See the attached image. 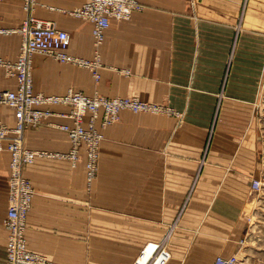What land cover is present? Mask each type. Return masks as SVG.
I'll list each match as a JSON object with an SVG mask.
<instances>
[{
	"label": "crops",
	"instance_id": "obj_1",
	"mask_svg": "<svg viewBox=\"0 0 264 264\" xmlns=\"http://www.w3.org/2000/svg\"><path fill=\"white\" fill-rule=\"evenodd\" d=\"M84 1L33 0L29 8L70 33L71 54L98 53L100 77L37 53L35 91L138 96L165 110L124 112L103 129L91 190L85 156L76 167L60 157L25 166L35 188L28 248L57 264H134L151 244L168 251L165 264H213L234 254L242 264H264V32L251 27L230 60L233 17L220 22L218 14L229 6L138 0L143 9L113 20L96 46L92 23L72 14ZM27 14L26 0H0V27H21ZM20 46L18 32L0 35V57L16 60ZM16 88V77L0 66V91ZM51 109L54 115L26 129L24 144L67 153L70 141L58 125L72 124L71 108ZM0 122L13 126L14 110L0 104ZM10 161L0 148V264H7Z\"/></svg>",
	"mask_w": 264,
	"mask_h": 264
},
{
	"label": "built area",
	"instance_id": "obj_2",
	"mask_svg": "<svg viewBox=\"0 0 264 264\" xmlns=\"http://www.w3.org/2000/svg\"><path fill=\"white\" fill-rule=\"evenodd\" d=\"M33 0H26L28 14L21 27L12 29L0 27V35L18 32L21 35L20 52L12 61L0 57V66L17 79V88L0 91V104L15 112V123L9 126L0 122V148L4 146L10 152L9 207L4 219L8 230L6 245L7 264H49L42 256L31 251L27 245L26 219L32 208L35 188L32 181L24 174L25 166L32 164L39 157H60L68 159L76 166L85 156L86 181L91 187L99 167L100 147L104 139L103 129L114 122L119 113L128 109L134 112L158 111L163 106L141 99L137 96L89 95L72 87L62 94H46L35 91L33 80V57L44 54L62 63H70L90 69L98 79L101 66L99 54L92 59L75 56L70 53L71 35L67 30L59 29L53 23L34 17L30 8ZM143 9L138 0H85L75 8L72 14L92 23L94 43L99 46L106 37V30L113 20H129L135 11ZM264 87V68L262 73ZM53 105H68L72 124L58 125L67 133L70 149L67 153H50L25 146V131L38 126L43 119L54 115ZM6 142V145L4 143ZM254 189H260L261 181L254 179ZM157 257L144 258L142 254L135 264H165L169 253L159 249ZM213 264H242L236 254L218 255Z\"/></svg>",
	"mask_w": 264,
	"mask_h": 264
},
{
	"label": "rangeland",
	"instance_id": "obj_3",
	"mask_svg": "<svg viewBox=\"0 0 264 264\" xmlns=\"http://www.w3.org/2000/svg\"><path fill=\"white\" fill-rule=\"evenodd\" d=\"M216 2L219 3L220 7L222 5H226V6H229L230 9L231 8L233 9V10H229L228 12L227 11L226 12L220 11L218 13L220 22L222 20H226L227 16H228V21H229V23H231L232 17H233L235 33H234V41L232 42L230 50H229V57H230V60H232L233 57H235V55L238 52L239 44L242 40V36L248 35L251 27H252V29H256V30H259L260 32H264V0H217ZM258 23H261V27L259 26ZM263 68H264V65H263ZM261 80H262L261 84L263 85L262 77H261ZM107 97H109V96H107ZM114 97H116V96H114ZM159 105H161V103ZM161 106H163V105H161ZM124 112H129V113H133V114H162L164 111H163V108H160L158 111H151V112H146V111L134 112V111H131L128 109H124L119 113L118 117L114 120V122H112L111 124H108L106 126V128L117 123L118 121H120L122 114ZM170 112L172 114L173 113L178 114L177 112L173 111V109H170ZM81 160H82V158H81ZM98 170H99V167H98ZM97 176H98V171L96 174V178H97ZM95 179H94V181H95ZM88 189L91 190L92 186L88 187ZM26 224H27V228H28V217L26 219ZM97 224H98V222L95 224V226H98ZM27 228H26V231H27ZM26 238H27V234H26ZM6 245H7V243H6ZM27 245H28V239H27ZM149 249H151V252H150V255L148 257H146V259L151 257L150 260H153L152 257L155 258L160 254L159 249H161V247H159V246L155 247L152 244L146 246L143 249V251H141L139 257L135 260V262L138 259H140L142 254H145L146 251ZM35 253L44 257L49 262V264H57V263L53 262L52 259L48 258L47 256H45L41 253H38V252H35ZM135 262H134V264H135Z\"/></svg>",
	"mask_w": 264,
	"mask_h": 264
}]
</instances>
